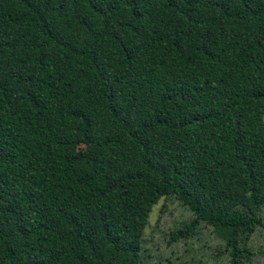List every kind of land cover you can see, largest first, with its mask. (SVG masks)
Wrapping results in <instances>:
<instances>
[{"label": "trees", "instance_id": "trees-1", "mask_svg": "<svg viewBox=\"0 0 264 264\" xmlns=\"http://www.w3.org/2000/svg\"><path fill=\"white\" fill-rule=\"evenodd\" d=\"M169 195L264 228V0H0V264H139Z\"/></svg>", "mask_w": 264, "mask_h": 264}, {"label": "rangeland", "instance_id": "rangeland-1", "mask_svg": "<svg viewBox=\"0 0 264 264\" xmlns=\"http://www.w3.org/2000/svg\"><path fill=\"white\" fill-rule=\"evenodd\" d=\"M221 91L218 86H210ZM261 214L264 217V205ZM196 227L189 236L174 233L187 224ZM243 255L233 263L225 241L213 225L196 220L194 213L174 196L162 197L153 207L141 244L139 264H264V228L243 237Z\"/></svg>", "mask_w": 264, "mask_h": 264}]
</instances>
